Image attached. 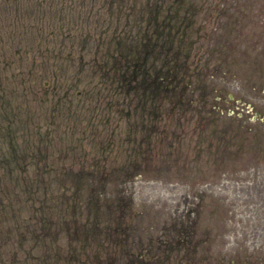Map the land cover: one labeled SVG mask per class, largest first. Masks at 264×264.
I'll return each mask as SVG.
<instances>
[{"label": "rangeland", "instance_id": "1", "mask_svg": "<svg viewBox=\"0 0 264 264\" xmlns=\"http://www.w3.org/2000/svg\"><path fill=\"white\" fill-rule=\"evenodd\" d=\"M233 2L0 0V264H264V94L212 76L264 80ZM142 49L177 86L148 102Z\"/></svg>", "mask_w": 264, "mask_h": 264}, {"label": "trees", "instance_id": "2", "mask_svg": "<svg viewBox=\"0 0 264 264\" xmlns=\"http://www.w3.org/2000/svg\"><path fill=\"white\" fill-rule=\"evenodd\" d=\"M233 5L237 7V18L235 25L238 27L239 31H243L245 28L246 20H249L253 25H252V32L254 35L253 39V44L251 46L252 50V55H253V60L245 63L246 61V56L245 53H240L238 56V61L240 64L239 68H248L251 64L257 60L255 59L256 53H261L262 49V43L257 41V38L264 39V23L262 25H258L260 22V13L256 10V7L251 9L253 6L250 4L249 0H236V2H233ZM250 16H253L251 18ZM232 28V26H229V29ZM238 36H245L250 39L251 37L249 34L247 35H241L239 34ZM145 40H141L140 42L142 43ZM128 53V52H127ZM123 54L120 57L119 63H117L116 67H118V70L121 71V78L119 79L120 83L119 85L120 90L127 96H130L131 94H135L138 96L142 102H148L152 101V99H158L159 96L163 95L164 93L174 91L177 86L171 84L169 82V77L163 76L160 73L153 72L151 73V67L146 65V59L150 56V52H146L145 50L142 49V54L139 58L131 59L128 57V55ZM131 60V61H130ZM230 66H226L223 63L218 67L217 69L214 70V74L212 75L214 78V75L223 74L226 80L228 81H236L239 84L244 85V88H250L251 90L255 91L256 93L264 94V80L260 83H256L254 81V78L250 79H244L243 76L240 73H236L234 71L233 67L237 66V63H234V66H232V63ZM260 65H257L254 72V75L261 77L262 75L259 74L258 72H263V68L261 67L260 70L258 71V68ZM227 68V71H224ZM254 70V69H252ZM251 70V71H252ZM148 75H151L149 77ZM199 75H203L202 71H200ZM197 83L195 85V88L192 89L195 93H199V98H204V97H212L215 99L213 104L211 105V110L210 113H217L219 111V107L217 105L220 100L226 99H231L229 95H215L219 89L217 90L216 88H213L211 90V93L207 91L208 83H206L205 80H201L200 77H197ZM225 82V81H224ZM191 85V84H190ZM214 85V84H213ZM148 88V89H147ZM193 92V93H194ZM196 93V95L198 94ZM152 98V99H151ZM216 103V104H215ZM222 113V111L220 112ZM246 128V127H245ZM260 129V128H258ZM257 129V131H258Z\"/></svg>", "mask_w": 264, "mask_h": 264}]
</instances>
